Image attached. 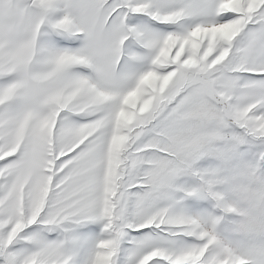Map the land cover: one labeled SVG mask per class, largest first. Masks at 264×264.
<instances>
[{
	"label": "snow or ice",
	"instance_id": "snow-or-ice-1",
	"mask_svg": "<svg viewBox=\"0 0 264 264\" xmlns=\"http://www.w3.org/2000/svg\"><path fill=\"white\" fill-rule=\"evenodd\" d=\"M0 264H264V0H0Z\"/></svg>",
	"mask_w": 264,
	"mask_h": 264
}]
</instances>
